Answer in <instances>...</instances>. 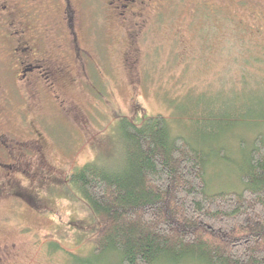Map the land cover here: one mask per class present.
Instances as JSON below:
<instances>
[{
	"label": "rangeland",
	"instance_id": "374dc122",
	"mask_svg": "<svg viewBox=\"0 0 264 264\" xmlns=\"http://www.w3.org/2000/svg\"><path fill=\"white\" fill-rule=\"evenodd\" d=\"M81 1L75 31L100 73L88 65L89 83L81 86L73 54L56 52L73 80L63 91L72 101L71 110L67 116L49 103L42 111L51 143L45 153L54 172L41 208L20 200L0 202V264H81L73 256L113 264L108 255L94 260L89 254V237L97 226L63 177L87 161L118 163L123 152L120 116L138 122L162 115L172 135L206 143L212 152L205 169L209 192L240 190L233 164L240 167L258 133L264 139V121L255 122V130L225 131L221 139L194 123L202 111V105L195 108L199 102L217 105L212 116L245 108L250 117L264 114V0H153L150 7L158 11L135 41L104 18L100 0ZM36 10L41 28L59 19L52 0H39ZM126 29L131 32L129 23ZM61 35L62 28L55 27L51 40ZM128 49L136 59L133 67L125 62ZM3 125L13 127L12 118ZM79 125L93 131L81 134ZM91 132L101 134L102 141L89 143ZM223 152L225 160L219 158Z\"/></svg>",
	"mask_w": 264,
	"mask_h": 264
},
{
	"label": "trees",
	"instance_id": "16d2710c",
	"mask_svg": "<svg viewBox=\"0 0 264 264\" xmlns=\"http://www.w3.org/2000/svg\"><path fill=\"white\" fill-rule=\"evenodd\" d=\"M200 103L194 123L205 125L214 138L238 127L255 130V122L264 121V114L250 117L247 108L212 116L217 105ZM117 124L123 152L116 165L95 159L63 177L97 226L88 242L92 259L108 255L113 264H264L260 133L247 145L240 167L233 164L241 189L209 192L205 169L212 152L206 143L172 135L162 115L138 122L120 116ZM224 157V152L219 155Z\"/></svg>",
	"mask_w": 264,
	"mask_h": 264
},
{
	"label": "flooded vegetation",
	"instance_id": "af4514ba",
	"mask_svg": "<svg viewBox=\"0 0 264 264\" xmlns=\"http://www.w3.org/2000/svg\"><path fill=\"white\" fill-rule=\"evenodd\" d=\"M38 1L0 0V202L20 200L41 208L46 196L45 186L51 182L54 172L45 153L51 143L42 111L50 103L68 116L72 104L63 91L73 80L67 76L63 59L55 54H73L81 86L84 81L89 83L88 65H93L97 73L100 68L81 46L75 31L80 23L79 6L82 7L83 2L52 0L59 19L41 28L36 10ZM100 1L104 18L112 19L124 36L128 35L133 41L144 32L151 15L158 11L150 7L153 0ZM126 23L132 27L131 32L127 31ZM55 27L62 28L58 41L51 40ZM126 61L132 67L135 65L136 59L129 49L125 51ZM93 88L100 92L98 86L93 84ZM6 118H12L13 127L3 125ZM78 128L81 134L93 131L90 128L84 131L82 125ZM92 134H87L93 137L89 143L102 141L101 134L95 137Z\"/></svg>",
	"mask_w": 264,
	"mask_h": 264
}]
</instances>
